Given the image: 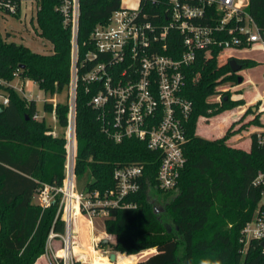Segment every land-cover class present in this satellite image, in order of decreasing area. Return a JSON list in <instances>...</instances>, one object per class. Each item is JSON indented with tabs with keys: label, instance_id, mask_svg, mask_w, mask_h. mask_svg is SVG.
I'll return each instance as SVG.
<instances>
[{
	"label": "trees",
	"instance_id": "trees-1",
	"mask_svg": "<svg viewBox=\"0 0 264 264\" xmlns=\"http://www.w3.org/2000/svg\"><path fill=\"white\" fill-rule=\"evenodd\" d=\"M248 1L246 13L264 31V0ZM59 4L60 0H39L37 28L53 46L49 53L33 52L9 41V33L3 36L0 32V89L8 99L7 104L0 102V264H48L44 254L50 233H65V223L57 218L60 198L47 208L35 202L45 186L62 187L66 176L73 36L71 27L64 25L56 10ZM121 8L122 0H80L75 124V176L79 191L113 188L117 167L144 164L151 183L157 169V164L152 163L157 154L145 142L135 138L115 142L104 133L99 113L90 103L95 94L93 85L82 79L93 66L91 62L84 65V59L86 53L95 51L91 38L95 27L107 24ZM175 44L181 48L179 35ZM212 53L214 57H209V52L203 54L187 71L185 95L193 102L194 111L186 123V164L178 183L180 193L167 205L175 232L161 222L143 189L131 197L136 208L111 210L104 221L105 232L113 235L115 241L101 242L99 247L121 254L116 264H133L149 254L141 253L149 249L156 252L151 251L154 253L136 264H264L261 243L252 240L245 248L241 241L242 230L254 217L261 199V189L253 182L264 169V150L258 146L255 134L250 151L227 144L232 132L237 134L248 126L261 125L259 118L242 124L248 113L244 114L237 123L240 127L232 131V126L219 139L209 140L196 134L199 118L207 114L202 102L210 78L218 74L216 70L207 73L218 59V51ZM229 61L227 58L223 67H229ZM240 64L242 68L256 65L251 61ZM16 77L32 81L52 98L67 91V104H44L45 112L54 113L63 133H55L45 119H35L36 101L11 86ZM217 87H211L212 95L218 92ZM224 102L227 101L219 104ZM82 218L78 215L75 235L90 255ZM74 250L79 253L78 245Z\"/></svg>",
	"mask_w": 264,
	"mask_h": 264
},
{
	"label": "built area",
	"instance_id": "built-area-1",
	"mask_svg": "<svg viewBox=\"0 0 264 264\" xmlns=\"http://www.w3.org/2000/svg\"><path fill=\"white\" fill-rule=\"evenodd\" d=\"M248 2L139 0L134 7L122 6L107 24L95 27L91 36L95 51L86 53L84 59V65L91 62L93 66L82 78L95 90L90 103L98 111L102 129L109 138L115 142L126 138L145 142L157 154L152 161L157 169L151 183L144 164L117 167L113 172V188L79 191L75 176V124L80 0H60L56 10L64 25L71 27L73 60L64 185L45 186L39 194L46 208L60 198L57 218L65 223L64 234L52 231L48 237V264L88 263L86 257L76 259L74 250L78 215L87 218L94 230L95 221L104 223L111 210L136 208L137 203L131 197L143 189L150 195L153 191L178 188L186 164V123L194 111L193 102L185 95L187 71L207 52L264 47V31L246 13ZM24 8L36 13L37 18L41 7L39 0H0V13L8 17L20 16ZM178 35L181 48L175 44ZM228 58L235 57L229 54ZM17 90L25 94L24 88ZM228 91L222 89L217 97L219 103ZM3 103L7 104L8 99L3 97ZM35 119L39 117L36 115ZM254 134L258 146L264 150V128ZM253 185L261 189V199L254 217L242 230L245 248L252 240L264 242V169L258 172ZM98 244L95 239L97 256H106L115 264L110 259L112 253L99 249ZM119 258L117 255L116 262Z\"/></svg>",
	"mask_w": 264,
	"mask_h": 264
},
{
	"label": "rangeland",
	"instance_id": "rangeland-1",
	"mask_svg": "<svg viewBox=\"0 0 264 264\" xmlns=\"http://www.w3.org/2000/svg\"><path fill=\"white\" fill-rule=\"evenodd\" d=\"M139 0H122L123 7H134L137 5ZM33 17V18H32ZM36 13L32 14L31 12H27L24 8L18 17L6 16L3 13H0V32L3 36L6 34H10L9 41H13L17 44L24 45L30 48L33 52L36 53H49L53 48L52 44L47 40L42 38L39 34V30L37 28L36 22ZM252 30L254 28L252 27ZM232 51L235 56L239 59V63L241 62L240 58H245L244 61H254L257 63L254 67L245 66L239 72V74H234L229 67H223L224 61L228 58L227 54ZM209 57H214V53L209 52ZM217 60L214 63V66L210 68L207 73L210 74L214 70L218 71V74L212 78H210L209 89L205 93L202 105L203 110L207 112L205 116L199 118L197 126H196V134L204 137L209 140H215L222 138L229 129L233 126L232 131H236L239 127L235 120L238 117L231 116L234 112L239 110H245V114L248 115L245 117V120L242 124H247L246 120H249L251 116H255V118H260L264 120V47L260 45H253L249 48H237L233 50H224L222 52H218ZM238 76L243 77V83H238ZM216 82L218 84H216ZM23 84V80L19 78H15L11 86L17 88H21ZM29 84V82H28ZM35 91L33 93L32 98L36 100V105L39 113L42 115L46 113V122L47 124L53 128L55 133H63V128L58 124L55 119V115L52 112H45L44 104L46 102L53 103L54 105L57 103L67 104L68 103V93L67 91H63L53 96H45L43 91L39 88V86H35L34 83H31ZM218 85V92L215 95H212L211 87ZM222 89H229V92H226L225 95L229 97L227 102H224L222 105L219 104L217 97L219 96ZM26 92L29 94L27 86ZM0 95H4V92L0 89ZM3 97L0 96V100L2 101ZM250 101V102H249ZM238 102L237 104H234ZM246 122V123H245ZM261 124L262 121L260 120ZM260 125H258L259 127ZM257 127V126H256ZM253 126H248L246 129L249 134L245 131L238 132L234 134L232 132V136L227 141V144L232 147H243L244 150L250 151L249 144L250 138L247 137L252 136L251 130H253ZM223 133V134H222ZM244 136L243 140L239 142L237 140V136ZM180 189L179 187L173 191L163 192V191H153L149 196V202L152 207L157 211L159 219L161 222L167 227L169 231L175 232V226L173 223V217L170 212L167 210V205L172 203L173 200L179 195ZM35 202L41 203V197H36ZM82 225L84 230H88V237L91 241L92 236L95 237L97 242L100 244L101 242L108 241V243L112 244L115 241V237L105 232L104 223L102 220H96L94 224V230H92V224L87 218H82ZM77 228V223H76ZM93 231V234H92ZM94 241V240H93ZM98 244V246H99ZM76 245H78L79 253H76V259H80L82 257L87 258V264H91V259L87 257L89 254H86L85 249L83 248L80 238L76 237ZM91 246V244H90ZM56 248L58 247V243L56 244ZM99 249H102L98 247ZM109 250V248H108ZM155 249H149L143 251L141 253L147 254L144 257H139L133 264H136L140 261L145 260ZM183 245H180L179 255L182 254ZM138 253L136 255H139ZM121 255V254H116ZM125 255V254H123ZM134 256V255H133ZM44 258L46 259V248ZM108 260V258L105 256ZM97 261L93 264H114L109 261ZM119 260V259H118ZM117 262H115L116 264ZM83 264V263H78Z\"/></svg>",
	"mask_w": 264,
	"mask_h": 264
},
{
	"label": "crops",
	"instance_id": "crops-1",
	"mask_svg": "<svg viewBox=\"0 0 264 264\" xmlns=\"http://www.w3.org/2000/svg\"><path fill=\"white\" fill-rule=\"evenodd\" d=\"M229 54H232V55H234V59H236L237 60V62L239 63V59L237 58V56H235V54L232 52V51H230L228 54H227V57L229 56ZM240 60L242 61V60H245V58H240ZM252 62V61H251ZM254 62V61H253ZM256 65H257V63L256 62H254ZM239 74V73H238ZM237 74V75H238ZM239 77V76H238ZM16 78H19V79H22V78H20V77H16ZM242 79H243V77H242ZM23 80V84H22V88H24V90H25V94L23 95V96H26L27 98H29V99H33V100H35L34 98H32V96H33V93H34V91H35V88H33V86H32V81H30V80H24V79H22ZM238 81V80H237ZM28 82H29V84H28ZM242 83H243V81H242ZM242 83H239V84H242ZM34 85L35 86H38L37 84H35L34 83ZM26 86H27V89H28V93L29 94H27V92H26ZM15 88V87H14ZM16 89V88H15ZM18 89V88H17ZM16 89V90H17ZM18 91V90H17ZM22 95V94H21ZM1 97H4L3 95H0ZM36 101V100H35ZM0 102H3V99H2V101L0 100ZM250 102V101H249ZM244 114H245V110H241V108L239 107V110L238 111H236V112H234L233 113V115L231 116V119L233 118V116H235V117H238V119H236L235 120V123H238V121L240 120V118L241 117H243L244 116ZM37 116L39 117V119H45L46 120V113L44 114H40L39 113V111H38V113H37ZM253 118H255V116H251V118H249V120H246V122H249L250 120H252ZM260 120L262 121V123L263 124H261L259 127L257 126H253V130H251V134H254V132L255 131H257L258 129H261V128H264V120L263 119H261L260 118ZM245 122V123H246ZM239 125V124H238ZM238 127H240V125L238 126ZM245 131V130H244ZM246 133L247 134H249V132L246 130ZM223 134V133H222ZM244 136H240V135H238L237 136V140L236 141H240V140H243L244 138H243ZM247 137H249L250 138V141H249V144L247 145L248 147L250 146L251 147V143H252V136H247ZM238 148H241V149H245V148H243V147H238ZM82 229H83V232H84V235H85V238H86V245H87V248H88V250H89V253H90V255H88L87 257H89L91 260L93 259V256H94V253H93V247H94V241H95V237H93L92 236V239H91V241H89V239L91 238H89L88 237V235H87V233L89 232L88 230L86 231V230H84V228H83V225H82ZM93 230V229H92ZM92 234H93V231H92ZM94 240V241H93ZM90 244H91V246H90ZM155 252H156V250H155ZM154 253V252H153ZM97 255V254H96ZM125 256H127V255H125ZM133 256V255H132ZM119 260H117V262H118ZM92 262V261H91Z\"/></svg>",
	"mask_w": 264,
	"mask_h": 264
},
{
	"label": "water",
	"instance_id": "water-1",
	"mask_svg": "<svg viewBox=\"0 0 264 264\" xmlns=\"http://www.w3.org/2000/svg\"><path fill=\"white\" fill-rule=\"evenodd\" d=\"M229 66L234 74H238L242 70V65L237 62L236 59H231L229 61ZM21 68H24L23 66ZM243 79L242 77H238V83H242ZM229 97L226 96L224 98V101H228ZM95 184V182H93ZM105 244H108V241H104ZM262 247L264 248V242L261 243ZM111 261L116 262L117 255L115 253L111 254Z\"/></svg>",
	"mask_w": 264,
	"mask_h": 264
},
{
	"label": "bare ground",
	"instance_id": "bare-ground-1",
	"mask_svg": "<svg viewBox=\"0 0 264 264\" xmlns=\"http://www.w3.org/2000/svg\"><path fill=\"white\" fill-rule=\"evenodd\" d=\"M242 3H245L246 0H241ZM93 253H94V256H93V263L97 262V261H106L107 259L104 258V257H99L96 255L95 253V250H94V247H93ZM108 261V260H107Z\"/></svg>",
	"mask_w": 264,
	"mask_h": 264
},
{
	"label": "clouds",
	"instance_id": "clouds-1",
	"mask_svg": "<svg viewBox=\"0 0 264 264\" xmlns=\"http://www.w3.org/2000/svg\"><path fill=\"white\" fill-rule=\"evenodd\" d=\"M258 238H259V234H257ZM204 264H208V262H204ZM216 264H220L219 261L216 262Z\"/></svg>",
	"mask_w": 264,
	"mask_h": 264
}]
</instances>
